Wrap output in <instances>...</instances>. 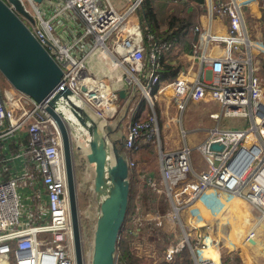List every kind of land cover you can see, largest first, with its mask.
I'll list each match as a JSON object with an SVG mask.
<instances>
[{"label":"built area","instance_id":"obj_1","mask_svg":"<svg viewBox=\"0 0 264 264\" xmlns=\"http://www.w3.org/2000/svg\"><path fill=\"white\" fill-rule=\"evenodd\" d=\"M3 1L13 9L8 0ZM18 1L33 23L16 14L58 64L62 77L41 103L10 85L0 86V264H75L61 138L46 112L54 95L63 89L70 92L71 103L86 110L102 127L110 125L123 107L128 122L122 142L129 173L150 193L162 194L170 205L164 216L150 210L137 218L139 225L144 220L152 222L171 238L163 252L165 261L172 262L186 249L194 264H221L219 259L204 258L209 247L201 235L205 233L196 230L193 235L180 218L212 190L217 198L244 201L264 220V76L253 64V50L263 51L254 46L245 29L243 9L250 0H204L202 6L210 13L228 20V32L216 36L194 27L200 65L195 71L168 75L161 71L170 41L157 39L137 16L145 0ZM212 43L222 45L224 54L207 57ZM96 51L102 59H110V70L120 72L114 78L118 87L107 77H96L86 66ZM190 101L217 103L220 112L210 116L217 124L221 117L249 121L246 129L215 126L208 130L205 140L195 147L206 162L202 171L195 168L187 145L164 147L154 115V102H160L174 108L180 122ZM59 106L65 108L62 115L69 134L74 128L84 132L62 96L56 101L57 110ZM147 109L153 116H145ZM21 134L26 135V142ZM181 134L185 136L184 131ZM88 142L84 132L85 147ZM147 143L158 151L156 177L139 171L134 157ZM212 144L222 149L210 150ZM15 159L20 162V174L11 176ZM27 189L28 195L21 193ZM133 231L126 229L125 234L134 236ZM254 236L255 231H250L245 242L251 244ZM114 264H123L117 250Z\"/></svg>","mask_w":264,"mask_h":264},{"label":"water","instance_id":"obj_2","mask_svg":"<svg viewBox=\"0 0 264 264\" xmlns=\"http://www.w3.org/2000/svg\"><path fill=\"white\" fill-rule=\"evenodd\" d=\"M8 1L13 9L0 0V74L16 91L41 103L58 87L62 71L16 14L17 12L23 15L33 23L20 2ZM69 95L67 89L55 94L46 112L57 127L61 138L75 264H85V261L70 135L62 113L56 108V101L60 96L68 102L78 124L89 136L86 147L88 149L84 152V157L93 170L92 191L97 198V214L88 264H114L117 244L127 220L131 200V174L123 153V138L115 140L116 129L110 125L102 127L86 110L71 103L68 100ZM221 149L222 146L218 144L210 146V150Z\"/></svg>","mask_w":264,"mask_h":264},{"label":"rangeland","instance_id":"obj_3","mask_svg":"<svg viewBox=\"0 0 264 264\" xmlns=\"http://www.w3.org/2000/svg\"><path fill=\"white\" fill-rule=\"evenodd\" d=\"M188 1L194 2V0H178L177 2H175L174 0H152L151 2L146 1L137 16H140L141 14V16L146 20L145 23L147 24L148 28H153L157 33H163L168 31V27H170V21L172 20H176L175 22L177 23V26L175 28L179 29V26L181 25L179 21H185L187 17L184 12V4ZM250 34L251 30H249L248 32L249 37ZM178 36L179 35L175 36L174 40ZM257 41H261L263 43V40ZM255 52L256 50H253L254 55ZM256 60L257 62L261 61L262 64L264 63L263 58H256ZM110 63V59H102L99 55V51H96L94 53V56H92L90 60L86 63V66L88 67L90 72H92L96 77H107L110 79L112 86L118 87L119 83L114 78L118 76L120 72L110 70ZM177 64H179V61H177ZM104 69H106V71ZM263 74L261 73L260 75L264 76ZM0 86H2L3 88H8L9 86V83L1 74ZM172 110L176 113L174 109ZM216 112H220V108L219 105L215 102L188 103V105L181 114V127H183V129L187 133L185 141L188 147L191 149V158L192 161H194L193 164L200 165L204 163L200 152L197 151L195 147L197 145H200L204 141V136L207 133V129L217 125V121L210 118V116ZM148 114H150V116H153V114L147 109L145 116L147 117ZM154 115L160 130L159 138L163 140L162 142L164 145L165 136L163 134V123H161L159 120V112L156 108L154 110ZM127 122L128 121H126V117L124 116V111L122 107L117 113V115L110 121V125L113 127V129H116L114 133L115 140L119 141L120 138L123 136V133L126 131ZM190 123L191 125H189ZM248 125V120L232 117H221L218 123V127L220 129H246ZM179 131L180 126L178 128V132ZM80 140L82 141V138L79 139L78 135H76L74 131H72V134L70 135V142L72 146L73 172L76 186L81 244L83 248L85 264H88L96 216L94 214L95 201H92L90 199V195H94L92 191L93 170L92 167L87 165L88 163H86L87 161L84 157V148L78 146V144H81ZM144 145L147 147H144L141 150L140 155L135 154V160L138 164V170L146 174L151 173L156 177L159 174L157 148L155 147V145L152 146V144L150 143ZM140 164L142 165V167ZM211 198L214 199L213 194ZM237 199L238 198H234V200L231 202L232 204L237 206L236 209L232 207L234 209V215H232L231 211L228 210L230 208L225 211L227 213H224V215L226 222H228V219H230L229 222L234 220L232 224H227H229L230 227L234 229V235H232L234 237L233 240H235L236 243H240L241 239L245 242L244 238L246 236L247 231L250 230L253 224L256 223L257 218L260 219V214L253 210L254 213H252L253 215L251 216V213L248 211V205L246 203H243L244 201ZM239 201H242L241 204L243 205V207L238 205ZM236 202H238V204ZM86 206L87 208L89 207L88 210L86 209ZM215 206H217V201L211 204V207ZM245 206L248 207V209ZM243 208L246 209L245 211L247 213V216L248 218L250 217L249 220H252L251 226H247L246 222L242 225L240 222L243 220L237 218V209L242 210ZM150 210H156L157 213H160L164 216L166 212L170 211V205L162 194L157 195L152 192L150 193L146 190L141 181L132 176L131 207L128 211L127 220L125 222V226L120 237V242H126V244H129V247L131 248L133 253L139 258L137 259L136 264H188V260H191L192 264H194L192 259L193 256L186 249H183L181 254L176 255L172 262L168 263L167 261H165L163 252L172 243L171 238L167 235V233L162 230V228L158 227V225H154V223L147 222L145 220L141 222L142 225H139L140 222L137 221V218H140L141 215L147 213ZM23 211L25 213L24 208ZM185 212L186 210L183 211V215H181L180 219L185 229L189 231L191 226H187V223L185 221ZM209 212L214 213L212 208L209 209ZM135 214L137 215L135 216ZM258 223L259 224L255 226L256 228L254 229L255 236L252 242H258V248L263 247L262 249H264V220L263 222L258 221ZM130 228L134 229L133 232L136 231L134 236H128L125 234V230ZM201 231L203 232V230ZM190 232L194 235V231L190 230ZM224 233H226V229L223 225V227L219 229V235ZM201 235L203 234L201 233ZM241 235L242 237H239ZM204 240L210 245V247L207 249L208 251H219L218 258H220L221 264H237V262L233 258L237 257V255L233 253L232 258H229V255H227L226 253L225 246L217 247V250L215 248L216 246L214 247L211 245L207 237H205ZM193 242H195V240ZM205 253L206 252H203V254ZM208 254L210 255V258H213L212 254ZM218 258L216 257L215 260L217 261ZM237 258L239 259V257ZM247 258H249L248 255Z\"/></svg>","mask_w":264,"mask_h":264},{"label":"crops","instance_id":"obj_4","mask_svg":"<svg viewBox=\"0 0 264 264\" xmlns=\"http://www.w3.org/2000/svg\"><path fill=\"white\" fill-rule=\"evenodd\" d=\"M187 3V2H186ZM185 3V4H186ZM204 3V2H203ZM202 4H200V10L197 12L195 9V4L196 2L188 1V7L186 12L192 13L193 19H192V25L188 28V32L184 34L182 37L181 34L178 36V39L173 40L171 36H165L159 37L157 39L163 40V39H168L171 43V48L169 51L163 54L162 58V73L163 74H172L177 71H183V70H189L191 69L192 71H195L198 66L200 65V57H201V52H198L194 46L196 45V35L193 32L194 27H201L204 29H207L211 35H216V36H224L228 32V20L226 18H220L218 17L215 13H210L208 7H203ZM244 11V21H245V29L247 31V34L249 30H251L250 34V39L253 42L254 46L257 49H260L263 51V53L259 50H256L255 55L253 54V64L257 66L258 68V73L263 74V64L262 62L256 60V58H262L264 59V46L260 45L257 42V40H263L264 43V3L261 0H250L247 6L243 9ZM174 30H176L174 28ZM183 35V34H182ZM252 36V37H251ZM168 37V38H167ZM213 46H210L205 55L207 57H219L222 55L224 52L223 46L218 45L217 43H212ZM259 55V56H257ZM177 61H179V64H177ZM182 62V63H181ZM165 66H167V70L165 69ZM264 75V74H263ZM166 76V75H164ZM145 81H143L144 83ZM207 101V100H206ZM143 103L142 110L145 112V104L144 100H140V104ZM189 103H199V102H189ZM154 110L155 108L159 112V120L161 123H163V134L165 136L164 138V147L167 149H178L181 148L184 145H187L185 138L187 136L186 131L181 127V122H182V116H180V122L177 121V113H175L172 109V107L167 106L166 104L160 103V102H154ZM172 108V109H171ZM217 113V112H216ZM211 118V117H210ZM212 119V118H211ZM219 123V122H218ZM179 124V125H178ZM191 125V123L189 124ZM188 125V126H189ZM180 126V131L178 132V128ZM215 126H218L215 125ZM214 126V127H215ZM112 127V126H111ZM210 127L207 129V133L204 136V140L208 134V130L214 128ZM113 128V127H112ZM181 131L185 132V136L183 137L181 134ZM190 135V134H189ZM26 135L21 134V137L23 138V141L26 142ZM193 138V137H192ZM163 141V140H162ZM183 141V143H182ZM188 146V145H187ZM144 147H147L144 145ZM143 147V148H144ZM142 148V149H143ZM141 149V150H142ZM141 150L136 153V155H140ZM135 155V159H136ZM202 160L204 163L200 165L194 164L195 168L199 171H202L203 168L206 169V162L204 158L202 157ZM202 161V162H203ZM194 163V161H193ZM20 162L19 160L15 159L12 161V166H11V176H15L17 174H20ZM141 165V164H140ZM142 167V165H141ZM142 169V168H141ZM93 179V176H92ZM210 192H205L200 200H198L196 203H194L192 206H190L186 210V216H185V221L187 223V226H191V231H194V235L196 236V230L198 232H203V239L207 237L211 243L212 246H216L215 248L218 250L217 247L225 246L226 247V253L229 255V258H232L233 253L239 257V262L237 264H264V249L263 247H259V243H251L248 244L247 242H244L241 239L240 243H236L235 240H233L234 235V229L230 227L229 224H232L234 220L231 222L230 219H228V222H226L225 215L224 213H227L225 211L230 210L232 215H234V209H236V205L232 204L231 202L234 200V198H230L228 196H224L222 198H217L216 194L214 191L209 190ZM22 194L28 195L30 193V190H21ZM214 196V199L211 198L212 194ZM27 197L25 196L24 199V205H27ZM90 199L92 201H95L94 205V214L96 216L97 214V198L95 195H90ZM35 200V199H34ZM238 200V199H237ZM217 201V206L211 207L212 203H215ZM242 202V201H241ZM239 201L236 202L238 205L243 207ZM245 203V202H243ZM90 206V205H89ZM234 209H233V208ZM246 207V206H245ZM249 207V206H248ZM248 207H246L248 209ZM213 209L214 213L209 212V209ZM86 209L88 210L89 207ZM244 209V208H243ZM237 209V218L243 220L240 223L243 225L247 224V226H251L252 220H249L246 209L244 210ZM250 209V210H249ZM248 211L251 213V216L253 215L252 213L253 210L249 207ZM183 215V213H182ZM257 218V217H256ZM225 219V221H224ZM222 221V222H221ZM256 221L253 226L249 227L250 230L247 231L246 235L250 231H254L259 223ZM216 225V226H215ZM225 226L226 233L220 234L219 235V229L221 227ZM199 227L201 229H199ZM231 228V229H229ZM235 228V225H234ZM239 237H242L239 236ZM246 237V236H245ZM254 239V238H253ZM245 240V238H244ZM243 241V242H242ZM208 243V242H207ZM210 247V245H209ZM208 247V248H209ZM213 247V248H214ZM220 250V249H219ZM206 253L203 254L204 258H210L209 254L213 255L212 259H215L216 257L218 258V252H212L211 250H206ZM207 255V256H206ZM247 255L249 258H247ZM220 257V255H219ZM220 260V258H218ZM217 259V260H218ZM228 261V259H227Z\"/></svg>","mask_w":264,"mask_h":264},{"label":"trees","instance_id":"obj_5","mask_svg":"<svg viewBox=\"0 0 264 264\" xmlns=\"http://www.w3.org/2000/svg\"><path fill=\"white\" fill-rule=\"evenodd\" d=\"M151 2L152 0H145V2ZM196 2L195 4V9L197 12L198 10H200V4L203 3L204 0H194ZM144 2V4H145ZM143 4V6H144ZM185 5V9H184V12L185 14L187 15L185 21H179L180 22V26H179V29L175 28L177 25V23L175 22L176 20H172L170 21V27H168V31L166 32H163V33H157L153 28L151 29L150 28V31L155 35L156 38L159 37H165V36H171V38L174 40L175 36L177 35H180L183 37L184 34H186L188 32V28L190 27V25H192V17L194 14L192 13H187L186 10H187V7H188V2ZM142 6V8H143ZM141 8V9H142ZM141 11V10H140ZM139 11V12H140ZM141 16V14H140ZM142 17V16H141ZM144 22H146V20L142 17L141 18ZM150 27V26H149ZM174 28L176 30H174ZM173 34V35H172ZM183 34V35H182ZM168 38V37H167ZM178 39V37L176 38ZM175 39V40H176ZM163 40H168V39H163ZM169 41V40H168ZM263 58V56H262ZM165 69L167 70V66H165ZM263 70H264V63H263ZM264 73V72H263ZM171 74V73H170ZM144 145L141 146V148H143ZM132 177V176H131ZM131 207V200H130V205H129V209ZM117 251H118V254H119V257L121 258V262L123 264H136L137 262V259H139L134 253L133 251L131 250V248L129 247V244H126V242H120V240L118 241V244H117ZM234 260L238 263L239 262V259L237 257H233ZM187 259V258H186ZM188 264H192L191 260H188Z\"/></svg>","mask_w":264,"mask_h":264},{"label":"bare ground","instance_id":"obj_6","mask_svg":"<svg viewBox=\"0 0 264 264\" xmlns=\"http://www.w3.org/2000/svg\"><path fill=\"white\" fill-rule=\"evenodd\" d=\"M224 52H225V50H224ZM224 52L222 53V55L224 54ZM220 56H221V55H220ZM58 111H59L60 113L65 114V108H64L63 106H59V107H58ZM69 120H70V119H69ZM74 130H75L74 133H75L76 135H78L79 139L82 138V141L80 140V143H81V144H78V146L84 148V149H83L84 151H87L88 148H86V147L84 146V132H83L82 130L75 129V128H74ZM207 192H210V191H207ZM211 194H212V193H211ZM195 203H196V202H195ZM256 221L263 222L262 218H261V219H258V218H257ZM257 223H258V222H257ZM214 260H215V259H214Z\"/></svg>","mask_w":264,"mask_h":264}]
</instances>
